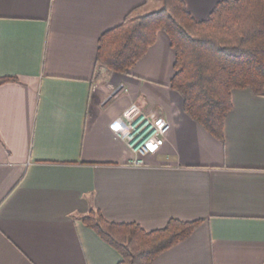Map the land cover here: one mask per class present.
I'll return each instance as SVG.
<instances>
[{"label":"crops","instance_id":"crops-1","mask_svg":"<svg viewBox=\"0 0 264 264\" xmlns=\"http://www.w3.org/2000/svg\"><path fill=\"white\" fill-rule=\"evenodd\" d=\"M185 1L199 20L219 0ZM162 4L0 0V76L18 77L0 84V264H117L82 221L96 208L145 229L203 219L152 264H264V94L232 90L222 141L170 86L165 31L129 73L97 62L104 31ZM133 104L171 124L143 163L116 124Z\"/></svg>","mask_w":264,"mask_h":264},{"label":"trees","instance_id":"trees-1","mask_svg":"<svg viewBox=\"0 0 264 264\" xmlns=\"http://www.w3.org/2000/svg\"><path fill=\"white\" fill-rule=\"evenodd\" d=\"M185 0H163L158 9L131 11L99 36L97 62L129 73L163 30L175 51L170 86L182 96L183 109L206 131L224 140L233 107L232 90L264 94V0H219L208 16L197 19ZM14 75L0 76V84ZM203 219L170 217L158 228L137 221L111 220L96 208L82 216L120 254L117 264H152L161 252L191 235Z\"/></svg>","mask_w":264,"mask_h":264},{"label":"built area","instance_id":"built-area-1","mask_svg":"<svg viewBox=\"0 0 264 264\" xmlns=\"http://www.w3.org/2000/svg\"><path fill=\"white\" fill-rule=\"evenodd\" d=\"M137 108L126 109L124 118L117 120L119 134L128 139L129 145L136 152L135 163H143L146 155L159 149L164 143L167 131L170 129V122L162 116H148L140 111L133 113Z\"/></svg>","mask_w":264,"mask_h":264},{"label":"rangeland","instance_id":"rangeland-1","mask_svg":"<svg viewBox=\"0 0 264 264\" xmlns=\"http://www.w3.org/2000/svg\"><path fill=\"white\" fill-rule=\"evenodd\" d=\"M151 7H152V6H151ZM151 9H157V7H155V8H150V10H151ZM133 105H134V104H133ZM133 105H132V106H133ZM132 106H131L130 108H132ZM125 110H126V109H125ZM162 117H163V116H162ZM123 118H124L125 120H127V118H126L125 115H123Z\"/></svg>","mask_w":264,"mask_h":264}]
</instances>
